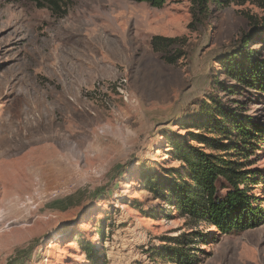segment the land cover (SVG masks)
<instances>
[{
	"label": "rangeland",
	"instance_id": "rangeland-1",
	"mask_svg": "<svg viewBox=\"0 0 264 264\" xmlns=\"http://www.w3.org/2000/svg\"><path fill=\"white\" fill-rule=\"evenodd\" d=\"M192 8L0 0V264H178L179 250L193 264H264V223L220 233L150 189L183 178L171 137L213 151L191 140L211 135L196 125L213 99L261 127L232 158L264 174V92L222 62L246 41L264 59L250 35L264 0L211 1L198 17ZM156 35L179 40L156 51ZM255 177L247 192L264 208Z\"/></svg>",
	"mask_w": 264,
	"mask_h": 264
},
{
	"label": "trees",
	"instance_id": "trees-1",
	"mask_svg": "<svg viewBox=\"0 0 264 264\" xmlns=\"http://www.w3.org/2000/svg\"><path fill=\"white\" fill-rule=\"evenodd\" d=\"M31 1L43 7L49 3L56 6L59 0ZM131 1L145 2L161 8L168 0ZM211 1L222 0H193L194 16L198 17L199 13L207 14ZM229 1L224 0L227 3ZM252 33L260 38L264 49V17L262 23L253 24L250 35ZM248 36L247 34L246 37ZM178 40V38L156 35L151 40V46L156 51H165ZM247 43L248 41L237 53L229 54L222 60L224 70L240 84L264 92V59L260 61L253 51H248ZM164 58L167 62L174 63L177 57ZM213 102H216V107L205 109L204 119L196 125L198 130L202 128L211 135L198 132L191 139L201 140V143L209 146L213 151L205 152L202 148L189 143L186 138L171 137L169 143L174 147L175 158L184 164L181 171L183 178L174 182H169L165 177L162 178V182L151 179L150 189L157 198L165 200L168 204H174L193 220L215 226L220 233L257 227L264 223V208L256 205L258 197L249 195L247 190L252 184L260 182L257 181L256 175H260L258 180H262L264 174L244 169L243 163L232 157L245 156V153L251 151V148H254L253 140L259 136L262 129L251 119L239 117L230 110H225L218 99H213ZM224 140L228 141L224 142ZM241 184L245 185L244 188ZM164 186L166 191H163ZM176 241L179 246L185 242L181 243V238H177ZM176 254L173 259L178 264H193L192 253H183L179 250Z\"/></svg>",
	"mask_w": 264,
	"mask_h": 264
}]
</instances>
